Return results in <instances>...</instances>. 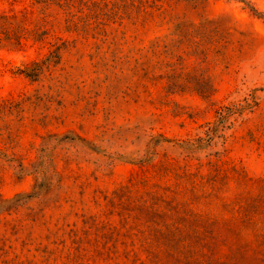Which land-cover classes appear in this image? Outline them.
Listing matches in <instances>:
<instances>
[{
	"label": "rangeland",
	"instance_id": "obj_1",
	"mask_svg": "<svg viewBox=\"0 0 264 264\" xmlns=\"http://www.w3.org/2000/svg\"><path fill=\"white\" fill-rule=\"evenodd\" d=\"M0 264H264V0H0Z\"/></svg>",
	"mask_w": 264,
	"mask_h": 264
}]
</instances>
